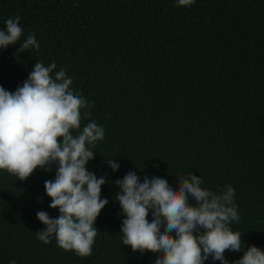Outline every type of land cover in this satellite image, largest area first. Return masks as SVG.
<instances>
[{
    "label": "trees",
    "instance_id": "trees-1",
    "mask_svg": "<svg viewBox=\"0 0 264 264\" xmlns=\"http://www.w3.org/2000/svg\"><path fill=\"white\" fill-rule=\"evenodd\" d=\"M176 4L0 0V30L16 16L23 29L16 45L0 49V86L14 92L37 62L66 70L105 131L86 167L106 177L101 198L109 201L95 222L91 255L80 256L36 236L45 227L38 211L59 216L44 189L56 165L23 182L0 170V264H152L157 254L122 243L115 181L129 171L141 182L159 177L174 187L192 173L214 193L231 185L240 219L229 227L241 233L244 250L264 251V0ZM33 33L39 49L20 53ZM83 111L81 130L89 122ZM224 255L233 264L243 251Z\"/></svg>",
    "mask_w": 264,
    "mask_h": 264
},
{
    "label": "clouds",
    "instance_id": "clouds-1",
    "mask_svg": "<svg viewBox=\"0 0 264 264\" xmlns=\"http://www.w3.org/2000/svg\"><path fill=\"white\" fill-rule=\"evenodd\" d=\"M194 2L177 0L176 6ZM22 35L20 17L7 19L0 30V49L16 45ZM20 45V53L40 47L34 33ZM72 85V78L64 68L57 70L55 62H37L14 92L0 86V170L23 182L37 169L50 172L56 165L55 178L46 180L44 189L49 207L58 209L59 216L38 211L36 217L45 227L36 236L44 244L55 238L64 251L89 256L98 234L95 222L109 201L101 198L106 177L98 178L86 165L94 159L90 146L102 141L105 131L90 119L93 103ZM82 110L89 122L81 130ZM106 163L112 172L119 170L115 159ZM115 184L119 191L114 201L125 217L122 243L133 253L157 254L152 264H204L210 257L229 264L226 250L243 251L233 264H264V251L252 245L244 250L241 233L229 227L240 219L231 185L214 193L192 173L180 175L174 187L159 177L141 182L132 171Z\"/></svg>",
    "mask_w": 264,
    "mask_h": 264
}]
</instances>
